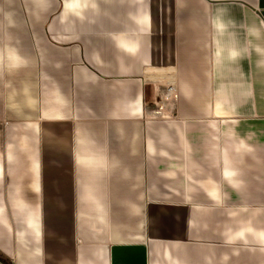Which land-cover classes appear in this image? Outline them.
Wrapping results in <instances>:
<instances>
[{
	"label": "crops",
	"instance_id": "obj_1",
	"mask_svg": "<svg viewBox=\"0 0 264 264\" xmlns=\"http://www.w3.org/2000/svg\"><path fill=\"white\" fill-rule=\"evenodd\" d=\"M0 264H264V0H0Z\"/></svg>",
	"mask_w": 264,
	"mask_h": 264
}]
</instances>
